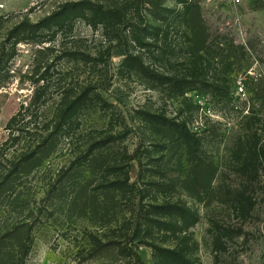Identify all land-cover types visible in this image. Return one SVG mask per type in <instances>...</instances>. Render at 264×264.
Listing matches in <instances>:
<instances>
[{
    "label": "rangeland",
    "instance_id": "obj_1",
    "mask_svg": "<svg viewBox=\"0 0 264 264\" xmlns=\"http://www.w3.org/2000/svg\"><path fill=\"white\" fill-rule=\"evenodd\" d=\"M79 1L83 0H0V56L3 51L9 56L6 79L0 89V144L8 138L5 128L9 120L22 104L31 100L39 85L48 84L53 93L64 87L106 86L109 111L84 117L79 122L80 130L95 138L104 132L120 134L123 138L116 146L118 158L123 152L131 157L138 150L137 159L130 161L127 170L130 183L139 190L151 180L147 170L153 166L165 167L168 177L177 174L176 161L154 147L162 141L141 119V112L164 115L185 124L203 138L207 156L219 166L216 186L239 192L247 189V211L218 200L198 203L180 190L172 194V200H182L200 215V222L190 230L191 240L197 243L195 264H264V170L259 182L245 185L230 163L235 139L254 132L264 137V99H256L244 84L245 77L251 75L264 88V0H196L208 29L209 43L215 49L218 46L232 51V60L237 62L227 68L216 58L210 67L206 64L205 71L192 66L183 28L154 21L146 0H88L124 15L125 23L113 27H93L87 21L74 19L61 29L36 36L21 33L22 23L39 24L64 4ZM160 1L167 10L182 8L178 0ZM136 25L146 26L156 34L144 40L152 47L135 41ZM152 26L157 30H151ZM22 38L24 42L20 41ZM46 48L50 52H38ZM73 52L90 55L95 61H74L68 56ZM119 54L141 58L160 74L190 77L196 73L201 80L197 82L198 89L180 93L149 87L137 73L121 69L123 57ZM101 58L107 60V66ZM102 72H108L107 85ZM215 84L225 87L229 96H214L211 85ZM250 108L255 117L248 122L243 118ZM85 138L74 137V147H83ZM59 162L62 164L63 158L52 160L54 167ZM30 189L33 196L38 194L40 198L44 183L32 182ZM107 196L101 193L98 203L102 205ZM166 198L152 192L144 203L161 204ZM129 219L130 215L122 209L112 213L105 207L96 216H79L67 213L63 207L36 231L27 264H126L111 253L96 255V249L112 240L125 242L123 234ZM144 242L136 240L129 247L143 264H153L151 244L174 247L179 241L155 232Z\"/></svg>",
    "mask_w": 264,
    "mask_h": 264
},
{
    "label": "trees",
    "instance_id": "obj_2",
    "mask_svg": "<svg viewBox=\"0 0 264 264\" xmlns=\"http://www.w3.org/2000/svg\"><path fill=\"white\" fill-rule=\"evenodd\" d=\"M146 3L154 21L183 28L192 66L205 71L216 58L227 68L237 63L232 60V51L218 46L217 50L209 43L208 29L198 1L178 0L182 7L180 10L164 9L160 0H146ZM74 19L105 28L125 23V17L119 10L83 0L64 4L39 24L32 25L26 21L20 29L22 34L31 37L54 28L61 29ZM151 30L157 28L152 26ZM133 33L140 46L152 47L144 44V40L156 34L146 26H134ZM20 41L24 42V38ZM38 52H50V49ZM68 56L85 64L95 61L90 55L77 52ZM119 56L123 57L121 69L137 73L149 87H164L180 93L198 89L200 77L196 73L190 77L160 74L145 65L141 58L131 54ZM100 61L107 66V60L101 58ZM8 63L9 56L3 51L0 56V89L6 79ZM102 73L107 85L108 72ZM259 82L251 75L244 79L245 86L258 100L264 99V88ZM211 87L214 96H229L220 84ZM107 89L106 86L87 84L80 89L64 87L53 93L48 84L39 85L31 100L22 104L9 120L5 128L8 138L0 144V264H27L36 231L63 207L67 213L79 216L89 213L96 216L105 207L112 213L115 209L128 213L130 222L124 230L127 231L123 234L125 242L112 240L96 249V255L111 253L126 264H143L129 244L136 240L147 243L155 232L179 242L174 247L151 244L153 264H195L193 255L197 243L191 240L190 230L200 222V215L182 200H172L176 191H183L198 203L218 200L236 204L242 211L249 210L246 188L239 192L216 186L219 166L207 156L203 138L185 124L164 115L141 112L140 117L161 139L162 144L154 146L157 151H166L170 160L176 161L177 174L168 177L165 167L156 165L147 170L151 180L144 189L139 190L135 183H130L127 168L131 160L137 159L138 150L131 157L123 152L118 158L116 146L123 138L120 134L104 132L95 138L92 133L85 134L80 130L79 122L84 117L94 112L109 111L111 106L105 97ZM254 113L248 109L243 119L251 122ZM76 136L86 137L83 147H74ZM230 154V163L242 184L259 182L260 172L264 170V137L257 132L247 137L240 136L235 139ZM56 158H63L64 162L54 167L52 160ZM32 182L44 183L40 198L38 194H31ZM152 192L166 196L168 200L161 204H145L144 200ZM101 193L108 195L102 205L98 203Z\"/></svg>",
    "mask_w": 264,
    "mask_h": 264
}]
</instances>
